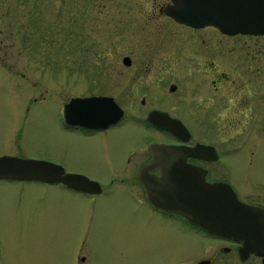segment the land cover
Here are the masks:
<instances>
[{"label":"rangeland","instance_id":"374dc122","mask_svg":"<svg viewBox=\"0 0 264 264\" xmlns=\"http://www.w3.org/2000/svg\"><path fill=\"white\" fill-rule=\"evenodd\" d=\"M150 4L0 0V155L60 160L66 170L102 186L89 194L60 182L0 178V264H172L222 243L149 207L135 193L134 177L110 174L126 168V153L144 148L145 126L124 121L97 131L93 140L59 130L62 103L70 94L99 91L115 97L117 75L131 73L122 62L130 47L118 43L121 27L130 34L139 24L171 25L166 17H148ZM40 94L44 98L34 99ZM259 116H225L239 123L229 130L199 121L192 139L215 143L221 151L218 168L239 197L264 206ZM251 264L262 262L255 257Z\"/></svg>","mask_w":264,"mask_h":264},{"label":"flooded vegetation","instance_id":"af4514ba","mask_svg":"<svg viewBox=\"0 0 264 264\" xmlns=\"http://www.w3.org/2000/svg\"><path fill=\"white\" fill-rule=\"evenodd\" d=\"M169 2L171 0H151L147 15L150 18L166 17L171 25L139 24L130 34L120 28L119 45L129 43L130 47V53L122 56V62L132 70L129 74L120 72L117 75L118 92L115 97L99 91L74 93L68 97L70 99L72 96L92 94L111 95L123 111L119 120L104 127L69 124L63 117V106L69 100L66 99L61 107L59 130L63 135L65 132L77 131L93 140L97 131L124 121H130L139 127L145 126L148 133L144 148L126 153L122 164L126 168L112 169L110 174L125 173L124 175L134 177L137 187L135 193L149 207L162 214L178 217L180 222L195 234L213 235V240L222 242L209 252L202 248L198 252L201 254L190 258L177 257L172 264H202V260H206L205 264H215L218 259L224 260V257H231L225 264H251V259L255 257L262 262V257L254 253L242 258L238 252L240 242L223 235L211 234L178 214L154 207L146 199L145 189L138 181L141 164L151 157L148 150L150 142L192 145L200 141L213 145L217 157L207 159L188 156L187 161L204 168L207 180L222 179L229 182L225 176L226 171L218 168L221 151L217 145L209 140H199V137L193 140V130L196 127L199 132V121L201 125L219 126L229 130L230 126L235 127L239 123L226 120L225 116L237 113L249 115L250 120L258 114L260 125H264V34H229L213 25L199 27L178 22L164 11V6ZM140 13L145 15V11ZM125 56L129 57V63L123 61ZM38 98L42 99L44 95L40 94L34 99ZM152 110L156 114L167 113L178 118L189 129L190 138L183 141L166 128L149 122L146 116ZM208 114L219 117L211 120ZM153 131L158 134L153 136ZM101 142L106 141L101 139ZM104 151L106 152V147ZM113 159L115 158L110 159V164ZM56 161L62 163V166L65 165L63 161ZM117 163L119 164V161ZM150 171L159 173L155 167ZM233 254L236 257L234 259Z\"/></svg>","mask_w":264,"mask_h":264},{"label":"water","instance_id":"95a60500","mask_svg":"<svg viewBox=\"0 0 264 264\" xmlns=\"http://www.w3.org/2000/svg\"><path fill=\"white\" fill-rule=\"evenodd\" d=\"M164 11L176 21L192 26L213 25L229 34H264V0H171ZM123 61L129 63V57L125 56ZM122 113L111 95L72 96L63 107L65 122L88 127L107 126L116 122ZM146 119L183 141L191 136L178 118L167 113L156 114L152 110ZM148 150L151 157L141 164L137 177L145 189L146 199L154 207L239 241L238 252L242 258L254 253L264 263V207L242 200L227 181L207 180L205 169L186 159L188 156L216 158L213 145L153 141ZM154 167L159 173L150 172ZM0 178L61 182L89 193L101 189L98 181L83 173L66 171L57 162L9 154L0 155Z\"/></svg>","mask_w":264,"mask_h":264}]
</instances>
